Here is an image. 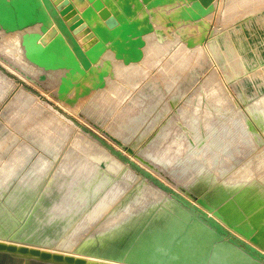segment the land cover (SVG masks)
Instances as JSON below:
<instances>
[{
	"label": "rangeland",
	"instance_id": "1",
	"mask_svg": "<svg viewBox=\"0 0 264 264\" xmlns=\"http://www.w3.org/2000/svg\"><path fill=\"white\" fill-rule=\"evenodd\" d=\"M69 1L90 30L104 25L86 1ZM147 1L130 2L141 27L153 25L143 35L142 48L147 40H155L156 51L154 48L152 56H146L147 61H135L126 74L111 72L108 58L103 59L104 54L112 53L109 50L102 57L87 53L92 62L87 76L71 75L66 69H44L24 55L22 36L30 33L25 31L27 27L9 32L0 28V74L5 80L0 92V207L4 205L7 214L15 217L26 196L34 195L32 201H37L40 191L63 179L67 171L68 180L62 187L67 201L71 200L68 209L72 212L67 210L61 217L62 207H56L59 202L45 207L42 200L37 206L38 217L45 224L41 228L70 222L105 188L103 199L92 212L97 215L101 205L120 194V183H115L120 174L128 173L133 178L131 184L141 178L100 138L264 251L259 227L264 225V88L252 79L259 76L264 82V0H242L245 5L241 0L227 4L214 0L209 8L194 3V9L203 14L197 20L185 15V7L193 3H188L190 0H166L149 9L144 5ZM104 2L121 15V0ZM51 30V25L46 32H40L39 27L35 30L39 44L46 46L58 35V30L54 35ZM94 36L86 48L81 45L84 50L97 41ZM223 38L230 40L224 42ZM258 48H263V53ZM248 51L251 58L242 59L245 64L248 58L250 66L241 63L242 54ZM104 68L108 70L104 85L94 87L98 71ZM148 81L151 91L143 90L142 82ZM61 82L67 90L62 95L58 93ZM130 97L136 100L131 103ZM240 134L246 136L239 139ZM83 148L95 151V155L82 152L89 161L81 155ZM103 170L110 173V181L115 180L110 187ZM130 186L117 202L129 196ZM36 203L32 208L29 203L24 213ZM84 215L76 223L82 229L78 232L85 234L93 231L95 222ZM58 220L62 224L58 225ZM89 220L91 224L85 223ZM1 224L0 241L6 240ZM71 230L67 228L66 235L48 244L19 239L23 230L7 240L73 253L77 242L75 233L69 236ZM9 259L11 254L0 252V264H10Z\"/></svg>",
	"mask_w": 264,
	"mask_h": 264
},
{
	"label": "water",
	"instance_id": "2",
	"mask_svg": "<svg viewBox=\"0 0 264 264\" xmlns=\"http://www.w3.org/2000/svg\"><path fill=\"white\" fill-rule=\"evenodd\" d=\"M85 1L97 12L104 25H97L91 30L88 27L82 28L84 19L79 16L74 4L69 0H0V28L9 32L39 24L40 32H46L50 25L53 35L58 30V35L46 46L38 43V31L22 36L25 57L44 69H66L71 75L80 73L87 76V73L92 72V62L87 53L93 52L96 57H101L108 50L113 53L115 59L123 60L124 63L138 61L142 57L143 35L150 32L153 25L148 23L147 27H141L139 19L134 17L136 11L131 5L132 0H121V15L114 14L104 0ZM213 1L190 0L188 3H193L185 7L188 11L186 17L199 19L203 14L194 9V3L209 8ZM165 2L166 0H150L144 5L149 9ZM93 34L96 35L97 41L84 50L78 35H84L81 39L83 41ZM107 74L108 70L105 68L98 71L97 81L93 86L102 87ZM63 80L65 78H62ZM79 85L80 83L75 84ZM66 91L65 84L61 82L58 93L62 95ZM73 123L83 131L91 133L77 121L73 120ZM99 140L111 153L136 170L141 176L140 180L131 184L133 178L128 173L120 174L117 180H114L116 184L120 183V194L111 203L109 201L97 207V215L92 212L103 199L105 188L87 202L86 207L70 222L47 230L41 228L45 224L38 217L37 206L41 205L42 200L46 201L45 207L57 201L59 203L56 207H62L61 217L67 215L65 212L70 210L68 207L71 200L67 201L63 192L66 188L62 187L63 181L68 180L67 171L64 173L65 177L59 178L56 184H47L48 186L38 194L37 201H32L34 195L33 198L26 196V201L17 209L15 217L8 215L7 209L3 210L2 215L6 219L2 232L6 240L0 241V252L11 254L10 264H264L263 250L232 233L198 204L126 157L120 150L114 149L100 138ZM80 151L88 161L89 158L83 153L95 155L94 150L89 151L87 148ZM101 172L109 179L110 187L111 182H114L110 181V173L107 170ZM127 186H130L129 196L117 202L119 196L127 190ZM35 203L36 207L28 209V214H25L24 209L31 204L32 208ZM114 203L116 204L112 206ZM113 212L116 219H106ZM102 213L104 215L96 222ZM213 213L217 214L216 211ZM84 214L87 218L92 217V223L95 222L93 231L85 234L78 232V229H82L76 223ZM59 219L62 221L63 218ZM61 221L58 225L62 224ZM28 227L31 228L27 230ZM67 228L72 229L69 236L76 234L74 237L77 244L73 253L52 252L48 250L47 245L7 240L23 230L19 239L48 244L66 235ZM89 257L94 260L87 259Z\"/></svg>",
	"mask_w": 264,
	"mask_h": 264
},
{
	"label": "bare ground",
	"instance_id": "3",
	"mask_svg": "<svg viewBox=\"0 0 264 264\" xmlns=\"http://www.w3.org/2000/svg\"><path fill=\"white\" fill-rule=\"evenodd\" d=\"M231 1H233V0H225V3L227 4V3H230ZM235 1V0H234ZM252 1V0H251ZM250 1V2H251ZM237 2H239V1H237ZM241 2H242V0H241ZM245 2V1H244ZM244 2H242L243 4H244ZM246 2H247V0H246ZM246 2H245V4H246ZM254 2V1H253ZM75 3L76 4H83V3H85V0H75ZM216 3V2H215ZM218 3V2H217ZM236 3V2H235ZM241 3V4H242ZM239 4H240V2H239ZM240 4V5H241ZM242 4V5H243ZM244 4V5H245ZM194 5H196V4H194ZM237 5V4H236ZM212 6V5H211ZM232 6H234V4L232 5ZM232 6H229V7H231L230 9H232ZM197 8H198V6H197ZM216 8H217V6H216ZM209 11H211V10H209ZM80 16V15H79ZM38 27H39V25L38 24H36V25H34V26H29V27H27L26 29H25V31L26 32H33V31H35V30H38ZM81 27L83 28V27H87V25L83 22V24H81ZM89 28V27H88ZM89 30H90V28H89ZM84 37V35H78V39H79V41H80V43H81V45L84 47V48H86L88 45H90L91 43H93L94 42V40H95V36H94V34L91 36V37H89V38H87V39H84L83 41H81V39ZM147 39V38H146ZM226 41V40H230V39H224L223 38V41ZM224 41V42H225ZM155 42V40L154 41H150V40H147L146 41V45L142 48V59L143 60H145V61H147L148 59H145V58H147L146 56H148L151 52L152 53H154L153 52V50H154V48H155V51H156V44L154 45L153 43ZM261 44H263V42L261 43ZM231 46H233V45H231ZM262 46V45H261ZM264 47V46H263ZM260 48H258V50H259ZM261 49H263V48H261ZM260 49V52L259 53H261V50ZM263 51H264V49H263ZM263 51H262V53H263ZM251 54V56H252V53H250V51H248V52H244L243 54H242V56H241V63H242V61H243V59L245 58L246 59V57H248L249 55ZM254 55V54H253ZM103 55H101V57H102ZM150 56H152L151 54H150ZM264 56V55H263ZM104 58L103 59H105V58H108V60H109V64L111 65V66H109L110 68V70H111V72H115L114 74H116L118 71H125L124 73L126 74V73H128L129 72V69L130 68H133L134 67V65H135V61H132V62H129V63H124V61L123 60H119V59H113L112 57H113V54L112 53H110V52H108V54H104V56H103ZM149 57V56H148ZM243 58V59H242ZM249 58H251L250 56H249ZM252 58H254V57H252ZM255 58L257 59L258 57H256V55H255ZM260 58V57H259ZM263 59V58H262ZM261 59V60H262ZM250 60V59H249ZM264 60V59H263ZM246 61V60H245ZM247 61H248V58H247ZM246 61V62H247ZM245 62V64H248V62L246 63ZM106 64V62H105V60H103V66ZM242 64H244V61H243V63ZM244 64V65H245ZM249 65V64H248ZM250 66V65H249ZM248 68V67H247ZM122 72H119L120 74L122 73ZM260 72V71H259ZM262 72H264V71H262ZM119 73H117V74H119ZM123 73V74H124ZM256 73V72H255ZM259 74V73H258ZM257 74V75H258ZM263 74V73H262ZM256 75V74H255ZM120 76V75H119ZM259 77V76H258ZM258 77H253L252 76V79L254 80V84H257L258 86H259V88H261V89H263L264 88V82H263V79H261L260 77L258 78ZM5 80L3 79V76L0 74V92H1V90H2V88L4 87V85H5V82H4ZM151 82V81H150ZM142 83H145V84H143V86H145V87H143L142 85V87H143V90H144V88H149L148 90L149 91H151L150 90V87H149V85H150V83H149V81H148V83L147 82H142ZM135 85H137V83L135 84ZM140 85V84H139ZM257 86V87H258ZM137 87V86H136ZM138 88H140V86L138 87ZM116 89H118V87L116 88ZM142 89V88H141ZM140 89V90H141ZM145 89V90H146ZM247 90H250L251 89V87L250 86H248L247 88H246ZM258 89V88H257ZM119 91V90H118ZM118 91H117V94H118ZM148 91V92H149ZM213 92V91H212ZM215 92V91H214ZM120 93V92H119ZM216 93H218V92H216ZM216 93H214L215 95H217ZM213 94V93H212ZM220 98V97H219ZM134 100H136V99H134L133 97H130L129 98V101L131 102V103H133L134 102ZM218 100V99H217ZM216 100V101H217ZM220 100V99H219ZM264 112V111H263ZM263 118H264V116H263ZM242 128L243 129H246V127L244 126V125H242ZM246 135L245 134H240V138L239 139H241V138H244ZM1 203V202H0ZM247 204V203H246ZM249 204V203H248ZM248 204L246 205L247 207H249L248 206ZM253 204H255V201H254V203ZM251 205V204H250ZM256 205V204H255ZM2 206V205H1ZM231 206V205H230ZM253 207H254V205H252ZM232 207V206H231ZM232 208H234V207H232ZM246 208V207H245ZM255 208V207H254ZM231 209V208H230ZM236 209V208H235ZM247 209V208H246ZM249 209V208H248ZM3 210H6V208H4V205L2 206V207H0V222L2 223V225H5V216H3L2 215V213L4 212ZM250 210H252V209H250ZM249 210V211H250ZM230 211V210H229ZM232 211V210H231ZM235 211V210H234ZM233 211V212H234ZM7 213H8V211H7ZM259 214H261L260 212H258ZM257 213V214H258ZM230 214V213H229ZM5 215H7V214H5ZM11 215V214H10ZM114 215H115V213L113 212V213H111L110 214V216H108V217H106V219H111V221H113V220H115L116 219V217H114ZM12 216V215H11ZM255 216H256V214H255ZM257 223V222H256ZM262 223V222H261ZM260 223V224H261ZM264 223V222H263ZM257 225V224H256ZM259 227H262V229H261V233L263 232V234H264V225H260ZM259 229V228H258ZM2 230H3V228H2ZM1 232V231H0ZM259 232V233H260ZM260 233V234H261ZM4 234V233H3ZM87 259H94V258H87ZM3 264H8L6 261L3 263Z\"/></svg>",
	"mask_w": 264,
	"mask_h": 264
}]
</instances>
